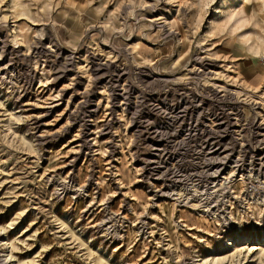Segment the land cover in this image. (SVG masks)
Wrapping results in <instances>:
<instances>
[{"label": "rangeland", "instance_id": "obj_1", "mask_svg": "<svg viewBox=\"0 0 264 264\" xmlns=\"http://www.w3.org/2000/svg\"><path fill=\"white\" fill-rule=\"evenodd\" d=\"M215 256L264 264V0H0V264Z\"/></svg>", "mask_w": 264, "mask_h": 264}, {"label": "bare ground", "instance_id": "obj_2", "mask_svg": "<svg viewBox=\"0 0 264 264\" xmlns=\"http://www.w3.org/2000/svg\"><path fill=\"white\" fill-rule=\"evenodd\" d=\"M247 242H248V240H246V242H245L246 245H247ZM246 245H244V248H246ZM249 247H250V246H247V248H249ZM244 248H243V249H244ZM240 250H242V248L234 247V253H237V252H239ZM251 250H252V251H262V250H263V247H261L260 245H259V246H254V247H252ZM219 259H220V257H218V256H215V257H213V258H206V259H204L203 264L216 262V261H218Z\"/></svg>", "mask_w": 264, "mask_h": 264}]
</instances>
